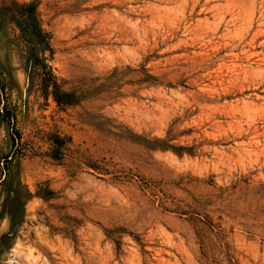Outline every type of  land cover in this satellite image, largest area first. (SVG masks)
I'll return each instance as SVG.
<instances>
[{
  "label": "rangeland",
  "instance_id": "374dc122",
  "mask_svg": "<svg viewBox=\"0 0 264 264\" xmlns=\"http://www.w3.org/2000/svg\"><path fill=\"white\" fill-rule=\"evenodd\" d=\"M0 264H264V0H0Z\"/></svg>",
  "mask_w": 264,
  "mask_h": 264
},
{
  "label": "trees",
  "instance_id": "16d2710c",
  "mask_svg": "<svg viewBox=\"0 0 264 264\" xmlns=\"http://www.w3.org/2000/svg\"><path fill=\"white\" fill-rule=\"evenodd\" d=\"M28 12L25 14L24 27L21 32L27 39L28 61L30 63L29 77L38 78L40 85L45 91L46 97L52 96L58 105L68 103L63 100L66 95L61 94L58 79L53 68L49 65L45 57L46 52L53 53L50 46V37L43 30L37 15V6L28 5Z\"/></svg>",
  "mask_w": 264,
  "mask_h": 264
}]
</instances>
